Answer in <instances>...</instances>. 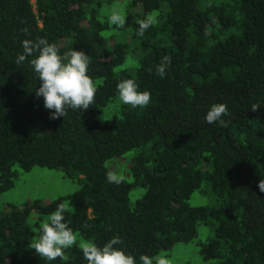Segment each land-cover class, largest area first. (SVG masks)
Masks as SVG:
<instances>
[{"label": "trees", "instance_id": "16d2710c", "mask_svg": "<svg viewBox=\"0 0 264 264\" xmlns=\"http://www.w3.org/2000/svg\"><path fill=\"white\" fill-rule=\"evenodd\" d=\"M97 6L0 0V195L34 168L79 182L47 204L0 208V264H86L77 242L103 246L114 236L140 264L141 254L192 242L200 226L212 232L200 248L204 259L264 264V192L257 186L264 179V0H127L123 28L100 19ZM153 12L157 23L137 36L138 21ZM40 37L62 57L73 48L89 57L97 91L88 109L49 118L28 60L15 62L21 42ZM164 56L170 63L160 77L155 69ZM129 78L151 94L150 103L118 101L119 116L98 122ZM221 103L225 125L206 123V112ZM253 104L262 107L252 111ZM129 152L132 183H108L107 163ZM132 187L145 193L130 206ZM197 192L211 205L190 206ZM60 203L77 242L49 262L30 242Z\"/></svg>", "mask_w": 264, "mask_h": 264}, {"label": "clouds", "instance_id": "9594fccd", "mask_svg": "<svg viewBox=\"0 0 264 264\" xmlns=\"http://www.w3.org/2000/svg\"><path fill=\"white\" fill-rule=\"evenodd\" d=\"M159 13H149L138 21L136 35L143 37L145 32L157 23ZM107 22L117 28L125 25V16L119 9L114 8L107 17ZM27 32L28 29H23ZM23 52L15 57L16 64L23 63L26 59L39 81L36 95L43 98V107L49 110V118L64 117L68 109L86 110L94 103L96 84L88 75L89 57L82 50L74 48L62 57L58 53L56 44L50 43L46 38L35 40L25 39L21 42ZM30 58V59H29ZM170 63L169 57L164 56L156 66V74L165 76V70ZM116 98L123 105L132 108L144 107L150 103L151 94L138 90V85L133 79L121 80L116 86ZM260 104L251 105V110L256 111ZM229 115L226 104H214L206 112L204 120L208 124L225 125L224 116ZM108 183L119 184L122 177L114 171L106 173ZM258 188L264 192V179L258 182ZM66 206L64 203L57 205L47 221L42 222L39 236L30 242V248L46 261H55L64 258V251L77 242V237L65 221ZM121 240L114 236L103 246L94 242H81L78 245L82 259L86 264H137V258L118 247ZM140 264H170L165 255L141 254L138 257Z\"/></svg>", "mask_w": 264, "mask_h": 264}, {"label": "rangeland", "instance_id": "374dc122", "mask_svg": "<svg viewBox=\"0 0 264 264\" xmlns=\"http://www.w3.org/2000/svg\"><path fill=\"white\" fill-rule=\"evenodd\" d=\"M127 0H97L96 13L100 19L107 20L111 11L116 8L124 15ZM118 100L108 104L97 114V121L106 123L119 116ZM134 152L116 158L107 163L108 171H114L122 177L121 181L132 183L133 178L129 169V163ZM258 163V162H257ZM260 164V163H259ZM79 189L78 179H67L61 171L34 168L29 173L18 176L14 187L0 195V208L6 205H21L32 200H40L42 204L66 197ZM145 189L132 187L129 193V205L143 197ZM190 206H210L211 198L201 195L200 192L191 196L188 201ZM212 235L211 226L198 227V236L187 244H176L159 253L169 258L170 264H218L217 260L204 259L200 253L201 245ZM82 241L77 242L78 245Z\"/></svg>", "mask_w": 264, "mask_h": 264}]
</instances>
